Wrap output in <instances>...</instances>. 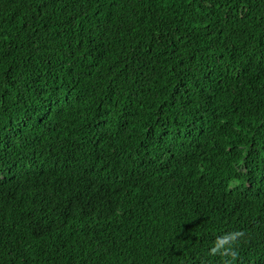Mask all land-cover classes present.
I'll use <instances>...</instances> for the list:
<instances>
[{
  "label": "trees",
  "instance_id": "16d2710c",
  "mask_svg": "<svg viewBox=\"0 0 264 264\" xmlns=\"http://www.w3.org/2000/svg\"><path fill=\"white\" fill-rule=\"evenodd\" d=\"M0 264H264V0H0Z\"/></svg>",
  "mask_w": 264,
  "mask_h": 264
},
{
  "label": "clouds",
  "instance_id": "9594fccd",
  "mask_svg": "<svg viewBox=\"0 0 264 264\" xmlns=\"http://www.w3.org/2000/svg\"><path fill=\"white\" fill-rule=\"evenodd\" d=\"M236 235H238V233L217 237V242L215 246L211 249L212 253L215 254L218 251H222L223 254H228L229 252H231L230 242L235 240ZM225 245H229V247L226 248L224 247Z\"/></svg>",
  "mask_w": 264,
  "mask_h": 264
}]
</instances>
